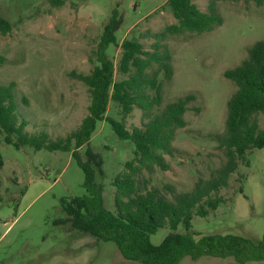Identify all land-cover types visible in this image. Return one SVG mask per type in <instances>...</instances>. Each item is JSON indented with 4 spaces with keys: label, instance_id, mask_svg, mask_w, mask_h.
Returning a JSON list of instances; mask_svg holds the SVG:
<instances>
[{
    "label": "rangeland",
    "instance_id": "1",
    "mask_svg": "<svg viewBox=\"0 0 264 264\" xmlns=\"http://www.w3.org/2000/svg\"><path fill=\"white\" fill-rule=\"evenodd\" d=\"M196 5L204 12L212 8L223 23L211 31L157 39L166 26L177 23L164 0H0V15L13 26L9 34H0V85L14 83L28 130L46 131L53 139L67 136L80 126L91 103L88 87L76 75H88L96 66L98 43L118 10L123 23L108 51L115 79L125 77L118 69L125 40L139 41L148 51H154L158 41L171 54L173 70L170 78L156 63L147 70L162 84V105L148 112L135 108L126 128L141 126L189 94L195 97L184 114L186 126L176 128L173 154L163 155L166 168L144 167L137 175L141 192L157 188L173 200L177 193L193 190L199 180L211 179L227 162L224 149L211 137L224 132L227 102L237 89L224 72L240 65L248 49L264 40V0L262 5L254 0H198ZM106 117L90 147L102 158L96 182L112 204L114 180L134 158L135 146L120 139L108 123L122 119L117 103L110 101ZM0 156V264H141L125 260L112 241L56 224L66 218L62 199L87 193L84 172L72 152L17 148L0 134ZM215 195L223 202L206 217L196 216L193 230L260 240L264 149L248 151L228 185ZM169 231L161 228L151 237L153 244L161 243ZM180 264L239 263L232 257L204 256L185 257Z\"/></svg>",
    "mask_w": 264,
    "mask_h": 264
},
{
    "label": "trees",
    "instance_id": "2",
    "mask_svg": "<svg viewBox=\"0 0 264 264\" xmlns=\"http://www.w3.org/2000/svg\"><path fill=\"white\" fill-rule=\"evenodd\" d=\"M254 1L257 5L263 2ZM166 3L177 23L166 26L156 35L157 39L185 32L211 31L223 23L212 8L204 12L192 0H167ZM122 23L115 9L98 43L96 66L88 75H76L88 87L91 96L88 114L77 129L54 139L46 131L28 130L29 121L19 109L15 85L10 83L0 85V134L6 143L17 148L72 152L84 172L83 186L87 193L70 200L62 199L66 218L57 220L56 224H68L72 231L114 242L127 261L180 264L185 257L197 260L204 256L232 257L239 264L264 261V235L254 241L241 235H202L193 230L196 216L206 217L223 202L213 194L228 185L246 153L255 148L264 149V40L248 49L240 65L224 72L237 89L227 102L224 132L211 134V137L224 149L227 162L211 179L199 180L193 190L179 192L170 200L157 188L141 192L137 175L144 167L166 168L163 155L173 154L176 128L186 126L184 114L195 97L189 94L166 105L141 126L131 131L126 128L125 121L135 108L148 112L162 105V84L156 76L150 77L147 70L156 63L167 78L172 76L173 70L171 54L162 49L158 41L155 50L148 51L139 41L125 40L118 64L119 72L125 77L117 81L114 58L108 51L116 43V33ZM12 28L0 15V34L7 35ZM110 101L120 107L122 119H108V123L120 139L131 141L135 146L134 158L114 180L116 192L112 204L96 182L102 158L90 147L98 124L107 120ZM180 226L184 227V232L179 231ZM164 227L170 229L169 233L161 243L153 244L151 237Z\"/></svg>",
    "mask_w": 264,
    "mask_h": 264
},
{
    "label": "crops",
    "instance_id": "3",
    "mask_svg": "<svg viewBox=\"0 0 264 264\" xmlns=\"http://www.w3.org/2000/svg\"><path fill=\"white\" fill-rule=\"evenodd\" d=\"M192 1H193V3L196 4L198 0H192ZM164 2H167V0H164ZM202 11H203V10H202Z\"/></svg>",
    "mask_w": 264,
    "mask_h": 264
}]
</instances>
